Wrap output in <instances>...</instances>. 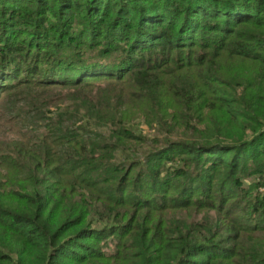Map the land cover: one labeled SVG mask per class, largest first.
Segmentation results:
<instances>
[{
  "label": "trees",
  "instance_id": "trees-1",
  "mask_svg": "<svg viewBox=\"0 0 264 264\" xmlns=\"http://www.w3.org/2000/svg\"><path fill=\"white\" fill-rule=\"evenodd\" d=\"M260 189L264 0H0V264H264Z\"/></svg>",
  "mask_w": 264,
  "mask_h": 264
},
{
  "label": "rangeland",
  "instance_id": "rangeland-1",
  "mask_svg": "<svg viewBox=\"0 0 264 264\" xmlns=\"http://www.w3.org/2000/svg\"><path fill=\"white\" fill-rule=\"evenodd\" d=\"M140 129L141 130H143V132L145 133V134H147V136L148 137H150V138H152L154 135H155V132H152V131H148L147 129H146V127H140ZM148 149V145H144V146H142L141 148H138V153L139 154H141L142 153V151H144V150H147ZM248 180L247 181H245V184H248ZM260 192H264V189H260Z\"/></svg>",
  "mask_w": 264,
  "mask_h": 264
}]
</instances>
